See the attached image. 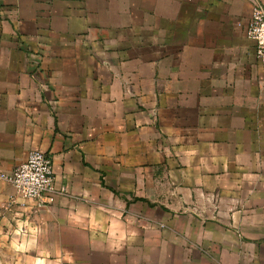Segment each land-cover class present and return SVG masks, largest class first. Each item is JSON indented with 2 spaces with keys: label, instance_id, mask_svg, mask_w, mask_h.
Masks as SVG:
<instances>
[{
  "label": "crops",
  "instance_id": "obj_1",
  "mask_svg": "<svg viewBox=\"0 0 264 264\" xmlns=\"http://www.w3.org/2000/svg\"><path fill=\"white\" fill-rule=\"evenodd\" d=\"M253 2L0 0V264H264Z\"/></svg>",
  "mask_w": 264,
  "mask_h": 264
},
{
  "label": "built area",
  "instance_id": "obj_2",
  "mask_svg": "<svg viewBox=\"0 0 264 264\" xmlns=\"http://www.w3.org/2000/svg\"><path fill=\"white\" fill-rule=\"evenodd\" d=\"M253 3L247 36L255 42L257 58L264 69V5L260 0H254ZM0 180L13 185L23 199L42 202L39 203V207L43 206V199L52 202L59 193L55 186L54 162L40 150L32 151L27 161L13 173L5 174L0 171Z\"/></svg>",
  "mask_w": 264,
  "mask_h": 264
},
{
  "label": "rangeland",
  "instance_id": "obj_3",
  "mask_svg": "<svg viewBox=\"0 0 264 264\" xmlns=\"http://www.w3.org/2000/svg\"><path fill=\"white\" fill-rule=\"evenodd\" d=\"M11 259L13 260V257H11Z\"/></svg>",
  "mask_w": 264,
  "mask_h": 264
}]
</instances>
